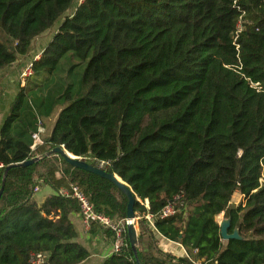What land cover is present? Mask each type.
Here are the masks:
<instances>
[{"label": "trees", "instance_id": "trees-1", "mask_svg": "<svg viewBox=\"0 0 264 264\" xmlns=\"http://www.w3.org/2000/svg\"><path fill=\"white\" fill-rule=\"evenodd\" d=\"M59 22L1 127L0 187L7 166L63 146L133 189L143 264H264V0H0V70ZM72 185L125 223L102 264H137L125 194L59 155L8 172L0 264L90 257L71 219L79 202L61 193ZM45 186L53 193L40 202ZM170 204L176 213L162 217ZM222 213L242 239L222 237ZM156 232L192 255L162 252Z\"/></svg>", "mask_w": 264, "mask_h": 264}, {"label": "crops", "instance_id": "crops-1", "mask_svg": "<svg viewBox=\"0 0 264 264\" xmlns=\"http://www.w3.org/2000/svg\"><path fill=\"white\" fill-rule=\"evenodd\" d=\"M46 46H39V48H41L40 51L33 48L29 55L19 58L12 65L0 70V130L11 109L13 101L19 93L20 87L23 86L21 85V79L24 71L33 62V60H36L41 56ZM34 47L38 48V45L36 44ZM44 128L45 130L42 134V138L48 135L45 134L46 127ZM52 193L53 190L50 187L45 186L39 188L36 192V197L40 202H42ZM71 219L78 233V242L90 251V257L81 264H102L114 252V238L108 236L105 229L100 225L95 227L91 226V228L87 229L79 213H73L71 215ZM216 219L218 223L221 224L222 219H224V213L218 215ZM156 234L158 247L162 252L177 257L192 255L193 251L184 247L180 242L167 239L158 232H156Z\"/></svg>", "mask_w": 264, "mask_h": 264}, {"label": "water", "instance_id": "water-1", "mask_svg": "<svg viewBox=\"0 0 264 264\" xmlns=\"http://www.w3.org/2000/svg\"><path fill=\"white\" fill-rule=\"evenodd\" d=\"M53 155H59L63 157L69 164H71L74 167L84 169L86 171L95 173L100 175L103 178H106L113 182L127 197L128 204H127V232L128 237L130 240V244L132 249L134 250L136 257H137V264H143L141 259L138 255V249H139V230L136 225V220L139 218L137 212L135 211V204L138 197L135 195L133 189L130 187L128 183H126L122 178H120L117 174H113L102 168L101 166H97L94 164H91L80 157L76 156L75 154L69 152L65 147L63 146H56L53 149L47 151L46 153L42 155L35 156L33 158H30L24 162L21 163H15L11 164L6 167L3 175V181L2 186L0 187V198L2 196V193L4 191V183L7 177L8 172L10 169L14 167H24L31 165L33 163H36L43 159L44 157H49ZM231 226V220L229 218H225L221 222V235L225 240L237 238L242 239V236L239 233V229L236 228L233 233H229V228Z\"/></svg>", "mask_w": 264, "mask_h": 264}, {"label": "built area", "instance_id": "built-area-1", "mask_svg": "<svg viewBox=\"0 0 264 264\" xmlns=\"http://www.w3.org/2000/svg\"><path fill=\"white\" fill-rule=\"evenodd\" d=\"M85 0H77V5L82 4ZM32 73V63L24 71L22 75V85L25 84L26 78ZM43 122L39 121L38 130L32 134L33 145L32 148H35L38 145L43 144L42 134L44 133ZM104 163H102L103 165ZM3 167V164L0 163V169ZM39 188H35L37 192ZM63 195L72 196L77 199L80 205V216L84 221L85 227L87 229L91 228L93 223H97L104 229H111L114 232V252H117L121 249L124 244V234L126 231L125 223L123 220H115L105 214L99 213L95 210L94 205L89 200L88 196L80 189L78 185H72L71 189H63L61 191ZM241 195V194H240ZM242 199V195H241ZM176 213L173 205H167L163 212L162 217L171 216ZM150 218V216H148ZM47 260V255L44 253H36L32 256V261L35 264L43 263ZM195 264H203L201 262H195Z\"/></svg>", "mask_w": 264, "mask_h": 264}, {"label": "rangeland", "instance_id": "rangeland-1", "mask_svg": "<svg viewBox=\"0 0 264 264\" xmlns=\"http://www.w3.org/2000/svg\"><path fill=\"white\" fill-rule=\"evenodd\" d=\"M72 9L68 13L74 12V8H72ZM59 25H60V22L57 23V24H55L51 29H49L45 33H43L40 37L36 38L35 41H34V46H36V44H37L38 45V48L34 47V49H36L37 51H40L41 48H39V46L40 47L42 45L43 46H46L51 41V39L53 38V36L56 33ZM21 85H22V83H21ZM59 111L60 110H57L51 118L47 119V121H46V132H45V134H49L51 132V130H52L53 126H54V122H55L56 118L58 117ZM232 201L235 204L240 203V201H241V195L238 194V193L235 194V196L233 197V200ZM139 218L136 220V225H137L138 228H139V226H138V220H139ZM224 219H225V217H224ZM224 219H222V221Z\"/></svg>", "mask_w": 264, "mask_h": 264}, {"label": "bare ground", "instance_id": "bare-ground-1", "mask_svg": "<svg viewBox=\"0 0 264 264\" xmlns=\"http://www.w3.org/2000/svg\"><path fill=\"white\" fill-rule=\"evenodd\" d=\"M149 218V217H148Z\"/></svg>", "mask_w": 264, "mask_h": 264}]
</instances>
